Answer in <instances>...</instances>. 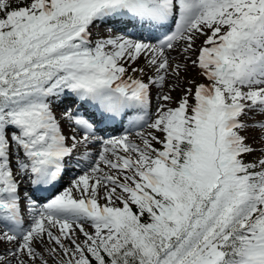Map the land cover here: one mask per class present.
Masks as SVG:
<instances>
[{
	"label": "snow or ice",
	"instance_id": "snow-or-ice-1",
	"mask_svg": "<svg viewBox=\"0 0 264 264\" xmlns=\"http://www.w3.org/2000/svg\"><path fill=\"white\" fill-rule=\"evenodd\" d=\"M0 243V264H264V0H0Z\"/></svg>",
	"mask_w": 264,
	"mask_h": 264
},
{
	"label": "rangeland",
	"instance_id": "rangeland-1",
	"mask_svg": "<svg viewBox=\"0 0 264 264\" xmlns=\"http://www.w3.org/2000/svg\"><path fill=\"white\" fill-rule=\"evenodd\" d=\"M17 2V0H13V5H15V3ZM92 31H93V36L95 37V36H97V35H99V36H104V35H106L107 34V30H106V28L105 29H100V27L99 28H97V27H94L93 29H92ZM206 37H204V36H200L196 41H195V44H194V47L197 49V52H193L192 53V57H193V59L195 58V56L197 55V53H198V49H199V47H201L202 46V43H203V40L205 39ZM150 42H155V40H151ZM173 56H176L177 55V53H173L172 54ZM144 60L143 59H141L135 66L136 67H143L144 66ZM149 75L151 74V73H148ZM182 76H183V78H184V81H185V83L187 82V80H190V79H195L196 80V82L197 83H207V81L206 80H204V78L203 77H201V76H199L198 75V70H193L191 67H189V71L187 72V73H183L182 74ZM145 80H147V76H145ZM155 93H156V90L155 89H153V94H154V98H153V101H152V110L155 108V106H156V104H157V101H156V99H155ZM183 93H182V88L181 89H177L175 92H173L172 93V95H173V97H174V99H178L181 95H182ZM173 107L175 106L174 104L172 105ZM156 109V108H155ZM55 111H56V113H57V115H59V113L63 110V108L62 107H56L55 109H54ZM155 111V110H154ZM153 111V112H154ZM254 119L256 120V121H259V120H261V117L260 116H255L254 117ZM249 123H252V121H248ZM65 133L67 134V129L65 128ZM120 134H122V133H115V134H111V135H109V136H117V135H120ZM244 135H246L247 137H248V142L250 143V144H252L253 145V147H256V148H259L260 147V141H258L257 140V137L259 136V132L258 131H254V130H252V129H249L247 132H245V133H243ZM138 142V141H137ZM155 147H157V148H159L160 147V145H154ZM92 151H96V149L95 148H93L92 149ZM259 152H256V153H254L252 156H248V157H246L245 159L246 160H254L257 156H259ZM75 164V160L73 159V161L71 162V163H69V164H67L68 166H70V167H72V170H75L76 168L73 166ZM74 168V169H73ZM71 170V171H72ZM77 171L76 172H74L72 175L70 174L69 176L68 175H65V181L63 182V184L60 186V188L58 189V190H63V188L64 187H68L69 186V184H70V182H71V180L73 179V178H75L77 175H79V174H81L80 173V170L79 169H76ZM26 187L28 188V189H26ZM28 192V194H29V187H28V183L27 182H25V183H23V184H21V187H20V192H21V209L23 210L24 209V207H25V202H24V193L25 192ZM101 203H104V201L103 200H101L100 201ZM27 216L25 217V222H27ZM86 227V230L87 231H92V230H89V229H91L90 227H88V226H85ZM81 239H82V237H81ZM11 247V245H9V244H7V243H0V255H3L9 248ZM50 264H52V262L50 261Z\"/></svg>",
	"mask_w": 264,
	"mask_h": 264
},
{
	"label": "bare ground",
	"instance_id": "bare-ground-1",
	"mask_svg": "<svg viewBox=\"0 0 264 264\" xmlns=\"http://www.w3.org/2000/svg\"><path fill=\"white\" fill-rule=\"evenodd\" d=\"M100 29H105V27H100ZM129 31H133L132 29H129ZM136 34L137 35H143V36H145V37H149V36H147V35H145V33H144V31H142L141 32V30H136ZM152 38V37H151ZM64 105H61V106H59V107H63ZM153 108V107H152ZM152 108H151V111L153 112L154 110H155V108H156V106H155V108L152 110ZM104 127V131L102 132L104 135H108V134H112V133H115V132H121V130L123 129V127H124V123H122L120 126H112V127H107V126H103ZM68 172V171H67ZM66 172V173H67ZM71 173V172H70ZM26 189H28L27 187H26ZM49 194V192H42V193H37V195L39 196V198H42V197H47V195ZM45 199V198H44ZM44 199H42V200H44ZM89 230H92V229H89Z\"/></svg>",
	"mask_w": 264,
	"mask_h": 264
}]
</instances>
